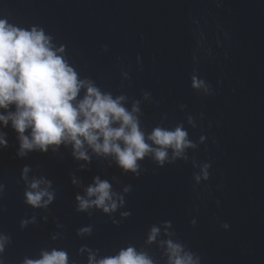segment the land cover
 <instances>
[{"label":"clouds","instance_id":"9594fccd","mask_svg":"<svg viewBox=\"0 0 264 264\" xmlns=\"http://www.w3.org/2000/svg\"><path fill=\"white\" fill-rule=\"evenodd\" d=\"M51 40L42 29L25 30L0 19V110H4L0 112V125L7 127L10 123L17 133L19 156L36 150L47 152L49 146L71 144L77 160L89 161L88 149H91L97 155L113 156L122 169L135 173L139 167L137 161L149 153L162 166L168 161V149L173 150L174 159L185 148L193 146L187 132L179 126L175 130L154 128L147 136L151 144L147 143L135 115L138 107L134 105L129 112L122 104L125 97L114 99L91 81L78 79L77 72L60 55L63 46L57 49ZM202 86L203 82L194 77L193 87ZM81 89H85V94L77 99ZM13 106L14 110H10ZM7 146L6 133L0 132V148ZM207 168L205 165L203 169L205 179ZM28 172V167L22 172L26 181ZM50 186L51 182L43 178L33 179L28 184L30 190L25 192L26 203L46 207L54 199V193L48 191ZM86 195L95 199L77 195L78 211L95 206L109 213L118 206L110 183L99 177L88 186ZM90 231V228L81 230L82 233ZM157 233L158 229L153 227L149 242ZM6 242L7 237L0 236V253ZM167 248L169 264H199V258L194 259L181 244L168 241ZM24 264H68V255L54 249L42 252L40 259H25ZM89 264H153V261L146 253L128 247L116 256L98 261L90 255Z\"/></svg>","mask_w":264,"mask_h":264}]
</instances>
